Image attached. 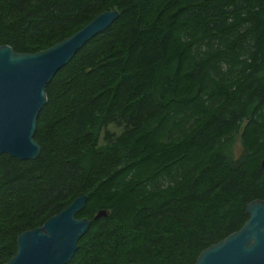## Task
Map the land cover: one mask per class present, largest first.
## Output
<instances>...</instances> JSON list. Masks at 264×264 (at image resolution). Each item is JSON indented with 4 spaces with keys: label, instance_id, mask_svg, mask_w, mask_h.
<instances>
[{
    "label": "trees",
    "instance_id": "1",
    "mask_svg": "<svg viewBox=\"0 0 264 264\" xmlns=\"http://www.w3.org/2000/svg\"><path fill=\"white\" fill-rule=\"evenodd\" d=\"M110 9L45 85L38 155H0V264L81 194L65 264H194L264 201V0H0V45L33 53Z\"/></svg>",
    "mask_w": 264,
    "mask_h": 264
},
{
    "label": "water",
    "instance_id": "2",
    "mask_svg": "<svg viewBox=\"0 0 264 264\" xmlns=\"http://www.w3.org/2000/svg\"><path fill=\"white\" fill-rule=\"evenodd\" d=\"M118 16L104 10L58 42L33 53H18L0 45V155L34 159L39 145L33 140L36 116L46 97L44 88L54 73L90 38ZM264 171V157L260 161ZM87 196H76L41 225L20 232L14 254L1 264H65L88 229L89 219L75 214ZM246 220L235 231L202 249L194 264H264V201L245 206ZM99 209L92 219L106 215Z\"/></svg>",
    "mask_w": 264,
    "mask_h": 264
},
{
    "label": "rangeland",
    "instance_id": "3",
    "mask_svg": "<svg viewBox=\"0 0 264 264\" xmlns=\"http://www.w3.org/2000/svg\"><path fill=\"white\" fill-rule=\"evenodd\" d=\"M235 143H236L235 145H237L238 142L236 141Z\"/></svg>",
    "mask_w": 264,
    "mask_h": 264
},
{
    "label": "flooded vegetation",
    "instance_id": "4",
    "mask_svg": "<svg viewBox=\"0 0 264 264\" xmlns=\"http://www.w3.org/2000/svg\"><path fill=\"white\" fill-rule=\"evenodd\" d=\"M261 161V160H260ZM260 164V163H259Z\"/></svg>",
    "mask_w": 264,
    "mask_h": 264
}]
</instances>
